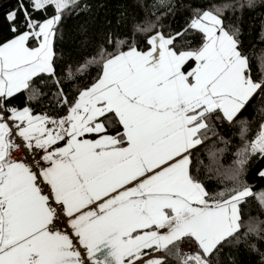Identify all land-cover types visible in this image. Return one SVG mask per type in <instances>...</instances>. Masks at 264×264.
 Here are the masks:
<instances>
[{"label":"snow or ice","instance_id":"obj_1","mask_svg":"<svg viewBox=\"0 0 264 264\" xmlns=\"http://www.w3.org/2000/svg\"><path fill=\"white\" fill-rule=\"evenodd\" d=\"M49 7L54 14L40 19ZM77 7L80 0H17L0 17L10 34L0 37V264H167L165 256L178 264H227L225 248L241 243L240 205L256 194L242 186L213 199L192 169L214 120L234 122L256 98L264 100V78L253 77L240 29L229 31L217 14L236 6L197 12L174 34L155 32L146 51L134 44L120 50L126 40L109 35L115 50L101 46L77 69L97 64L101 74L69 100L56 72L54 39ZM189 29L202 33L204 43L177 51ZM190 61L194 67H186ZM44 76L68 106L65 117L7 107L23 90L39 98ZM17 137L33 166L13 159L21 149ZM257 153L264 156V124L238 153L234 178ZM258 199L264 206V193ZM249 233L264 239L251 226L243 235ZM186 238L196 250L183 256L178 243Z\"/></svg>","mask_w":264,"mask_h":264},{"label":"trees","instance_id":"obj_2","mask_svg":"<svg viewBox=\"0 0 264 264\" xmlns=\"http://www.w3.org/2000/svg\"><path fill=\"white\" fill-rule=\"evenodd\" d=\"M247 0H80V7L66 13L56 27L54 39L55 67L60 78L63 91L69 100L74 99L80 90L91 86L101 74V65H89L84 71L77 69L92 59L104 46L108 51L115 50V44L108 43L109 35L126 40L120 50L127 51L135 45L138 50L146 51L147 37L155 32L165 35L174 34L187 29L195 14L202 10L215 11L217 7L235 5L221 15L224 26L232 31L239 28V39L244 52L248 55L253 69V77L264 78V0H254L252 7L240 8ZM17 7V0H0V17ZM54 9L49 7L40 19L50 18ZM154 25L152 32L143 33L137 26ZM10 35L6 28L0 25V37ZM204 43L203 34L189 29L185 38L175 43L177 51L197 49ZM30 47L36 42L30 41ZM193 67L190 61L186 67ZM69 70L72 75L68 78ZM41 77L34 78V86ZM41 85L43 94L37 99H30L29 92L23 90L10 98L11 108H29L34 115H47L55 119L67 115V105L59 103V95L52 79L43 77ZM264 100L256 98L243 114L224 128L218 129L212 122L214 131L208 133V138L198 146L193 174L204 185L213 199L219 200V193L225 197L235 188L247 186L256 196L246 198L240 205L241 243L225 248V254L231 253L227 264H264V239L254 233L247 237L243 234L249 226L258 229L264 235V206L259 202V194L264 193V177L259 172L264 169V156L259 153L248 156V162L242 172L234 178V172L239 167L238 153L258 136L261 125L264 124ZM255 245L254 248L248 245ZM180 254L187 256L195 252L194 242L178 243ZM167 264H178L177 257L167 256Z\"/></svg>","mask_w":264,"mask_h":264},{"label":"built area","instance_id":"obj_3","mask_svg":"<svg viewBox=\"0 0 264 264\" xmlns=\"http://www.w3.org/2000/svg\"><path fill=\"white\" fill-rule=\"evenodd\" d=\"M7 107H10L7 104ZM11 108V107H10ZM11 123V122H10ZM16 143L21 144V149H14L12 152V157L15 160H22L29 164V166H33L35 164V160L32 158L31 154H26V150L23 149V142L17 137ZM39 153L36 155V159H39ZM33 170H36L35 167H33ZM82 253L84 252L83 249H79Z\"/></svg>","mask_w":264,"mask_h":264},{"label":"crops","instance_id":"obj_4","mask_svg":"<svg viewBox=\"0 0 264 264\" xmlns=\"http://www.w3.org/2000/svg\"><path fill=\"white\" fill-rule=\"evenodd\" d=\"M194 66H195V62H194ZM193 66V67H194ZM18 110H23V109H18ZM34 115V114H33ZM214 123L217 125V128L220 130V129H222V128H224L225 127V125H227L228 123H230V122H228V121H226V120H223V119H216V120H214ZM50 126V125H49ZM88 138H93V137H88ZM63 143L64 142H60V145H58V146H63ZM43 163V162H42ZM45 167L47 166V165H44ZM34 171H36V170H34ZM263 171H264V169H263ZM45 187V191H47V187L46 186H44ZM70 231V230H69ZM163 231V230H162ZM156 255H159V253H157ZM190 255V254H189ZM165 258V260L167 259V256H165L164 257Z\"/></svg>","mask_w":264,"mask_h":264}]
</instances>
